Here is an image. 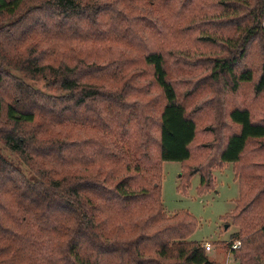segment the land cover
Returning <instances> with one entry per match:
<instances>
[{
  "label": "trees",
  "instance_id": "trees-1",
  "mask_svg": "<svg viewBox=\"0 0 264 264\" xmlns=\"http://www.w3.org/2000/svg\"><path fill=\"white\" fill-rule=\"evenodd\" d=\"M0 87V142L29 167L0 151V264H218L166 212L168 160L199 194L234 164V256L264 264V0H0Z\"/></svg>",
  "mask_w": 264,
  "mask_h": 264
},
{
  "label": "rangeland",
  "instance_id": "rangeland-1",
  "mask_svg": "<svg viewBox=\"0 0 264 264\" xmlns=\"http://www.w3.org/2000/svg\"><path fill=\"white\" fill-rule=\"evenodd\" d=\"M208 3L215 2V0H206ZM210 44H202L207 48ZM39 51L44 49L43 44H35ZM260 43L258 40L254 41L249 50V61L255 65L260 64ZM46 54L47 51L43 50ZM42 51V52H43ZM41 52V53H42ZM13 75H22L18 68L9 67ZM29 83L44 91L54 93L49 89L44 81H33L26 78ZM208 95L217 94V86L214 84L210 87ZM250 85L242 88L240 95L243 103L251 104L248 100L247 94L250 92ZM0 93L6 98L9 96L8 88L0 87ZM233 97H223L222 102L232 104ZM256 143H249L248 150H250ZM0 151L8 158L13 160L25 173H29V167L19 161V157L6 148L0 142ZM234 164L228 162L224 166H216L212 170L215 184L213 188L204 193L199 194L197 187L200 184V174L197 172L191 178V185L187 192L183 193L178 190L179 175L182 169V162L177 160H168L163 163V179H162V198L165 204L166 212L170 215L180 209L189 210L198 219V226L196 230L188 237L190 240H199L204 246L210 242L212 249L207 250L210 259L216 261L218 264H240L239 258L234 256V251L230 253L228 244L234 240L233 234L239 230L238 225L235 224L232 217L223 216L231 211L236 205V199L239 197V183L235 176ZM253 196V195H252ZM252 196L250 198H252ZM239 239V238H238Z\"/></svg>",
  "mask_w": 264,
  "mask_h": 264
},
{
  "label": "built area",
  "instance_id": "built-area-1",
  "mask_svg": "<svg viewBox=\"0 0 264 264\" xmlns=\"http://www.w3.org/2000/svg\"><path fill=\"white\" fill-rule=\"evenodd\" d=\"M240 245H241V240H240V239H234V240L231 242L230 246H229V251H230V253L233 252L235 249L239 248ZM205 248H206L207 250L212 249V244H211L210 242L206 243V244H205Z\"/></svg>",
  "mask_w": 264,
  "mask_h": 264
}]
</instances>
